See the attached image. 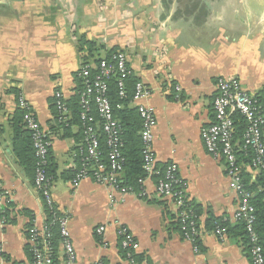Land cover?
Masks as SVG:
<instances>
[{
    "label": "crops",
    "instance_id": "1",
    "mask_svg": "<svg viewBox=\"0 0 264 264\" xmlns=\"http://www.w3.org/2000/svg\"><path fill=\"white\" fill-rule=\"evenodd\" d=\"M82 38L96 45L98 58L123 53L132 78L150 91L156 167L178 165L201 212L199 253L184 239L174 203L156 194L155 180L146 182L145 198L92 180L72 186L82 136L77 125L67 133L57 127L52 105L58 92L67 102L77 95L89 54L80 51ZM219 78H237L246 92L264 97V0H0V191L8 200L0 264H30L28 230L47 221L35 174L15 153V126L27 131L18 119L19 94L49 134L52 196L58 213L69 217L73 264H129L118 223L137 241L140 264H251L248 240L233 220L239 197L201 136L214 122ZM238 158L243 180L256 183L261 175ZM213 219L234 229L225 240L207 224ZM57 260L66 264L61 243Z\"/></svg>",
    "mask_w": 264,
    "mask_h": 264
},
{
    "label": "built area",
    "instance_id": "2",
    "mask_svg": "<svg viewBox=\"0 0 264 264\" xmlns=\"http://www.w3.org/2000/svg\"><path fill=\"white\" fill-rule=\"evenodd\" d=\"M95 69L96 73L93 72ZM78 76L82 79L83 92L80 94V122L83 140L74 154L75 162L71 179L72 186L84 180H92L112 191L126 195L135 194L145 198V184L157 178L156 194L171 200L177 210V218L185 240L193 245L199 253L198 242L201 237L200 218L190 206L187 183L179 176V168L169 163L161 172L156 167L157 159L154 149V131L157 118L154 110L146 102L150 91L142 82H137L131 98V105L137 110L141 119V140L144 177L138 180L141 191L136 193L132 187L122 186L125 158L122 130L114 116V110L108 97L109 81L118 77V89L121 99H127L125 81L132 76L126 56L114 52L110 58H102L95 68L83 66ZM217 93L213 101L214 122L202 129L201 136L207 152L226 166L231 188L239 197V205L234 213L236 224H244L249 244L251 264H264V252L255 229V207L251 203L253 195L245 189L242 169L238 154L251 157L250 167L264 177V97L246 92L237 78L217 79ZM177 90H180L177 87ZM58 111V122L66 123L70 119V110L62 95L54 96ZM18 108L22 111L24 128L30 133L35 163V187L40 193L46 209L47 221L43 228L32 225L28 230L30 264H54L56 253L52 245V226L57 225L66 264L76 261V254L69 232V217L60 215L54 206L52 196V179L48 175L51 141L49 134L38 119L23 94L18 95ZM94 110L96 113H94ZM236 116L246 124L242 141L236 140ZM102 139L105 142L106 154L103 157ZM7 194L0 191V224H7ZM50 217V221H49ZM223 222H227L223 220ZM117 236L120 238L126 260L129 264H140L136 260L139 245L128 228L118 223ZM105 226L98 229L101 235ZM213 234L220 240L228 236V228L215 223ZM95 264H102L97 262Z\"/></svg>",
    "mask_w": 264,
    "mask_h": 264
},
{
    "label": "trees",
    "instance_id": "3",
    "mask_svg": "<svg viewBox=\"0 0 264 264\" xmlns=\"http://www.w3.org/2000/svg\"><path fill=\"white\" fill-rule=\"evenodd\" d=\"M79 48L81 52H83L84 49H86L89 53L88 55L85 54L83 56L84 66L93 64L95 68L96 66L99 65L101 58L95 56L97 50H96V45L93 42L87 41L85 38H82V40L80 41ZM112 54L113 52L109 53L105 58H110ZM93 72L96 73L95 69L93 70ZM78 78L80 79V87L78 88L77 95L70 101L68 102L66 101V104L70 110V119L68 120V122L59 123L58 111L55 105V100L53 101L52 106L54 109L55 123L57 124V127H59V129H61L62 132L67 133L71 130V128L74 125H77L80 129L82 136L81 122H80V113H81L80 94L83 92L84 88L82 85V79L80 77ZM117 80L118 77L114 76L109 81L108 97L111 102L112 108L114 110V116L116 120L119 122V125L121 126V130H122L121 136L124 143L122 154L125 158V164H124V172L121 177V184L122 186L132 187L136 193H139L141 191V186L138 183V180L144 177L142 140L140 136L142 124L137 110L131 107V103H130L134 92V87L138 81L132 78V76L125 81L128 96L127 99H121L119 96ZM94 113H96L95 110ZM18 117H19L18 119H21L22 121L21 113ZM235 120H236V140L240 142L242 141L246 124L239 116H236ZM15 127H16V136H15L16 156L19 158L21 164L24 166L26 171L30 175L34 176L36 159L34 155V149L32 146L30 133L28 131L22 132L17 125ZM21 135L22 136L24 135L23 136L24 147L19 149L18 138H20ZM82 140H83V136H82ZM102 150L104 151L103 157H105L106 149H105V142L103 139H102ZM240 155L243 159V162L250 163L251 157L249 155L246 156L244 153H240ZM50 164L51 163L49 159L48 175L52 179L53 169ZM159 170L163 172V170L161 169ZM74 174L75 172L70 171L71 179L74 176ZM156 179L157 178H153V180L155 181ZM244 186L245 189L254 196L251 203L255 207V217H256L255 229L259 236V241L264 252V177L261 175V177L257 178L256 183L253 184L250 183L249 179L246 180L244 179ZM189 204L200 218L201 212L199 207L193 204L192 201H190ZM6 215L8 216V212L6 213ZM49 221H50V217H49ZM215 223H220L223 226H226L228 228V235L231 231L234 230L230 228L228 222H223V219H213L212 221L208 220L207 222V224L211 225L212 229L214 228ZM178 227L181 230L179 220H178ZM236 229L239 231V236L243 238L245 237V239L247 240L245 225L239 224V226ZM51 240L56 253L54 264H59L57 260V249L59 244L61 243V237L57 225L52 226ZM136 260L138 263L140 262V260H138L137 255H136Z\"/></svg>",
    "mask_w": 264,
    "mask_h": 264
}]
</instances>
